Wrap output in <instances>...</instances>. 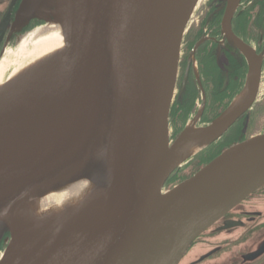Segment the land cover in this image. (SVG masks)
I'll list each match as a JSON object with an SVG mask.
<instances>
[{"label": "water", "instance_id": "1", "mask_svg": "<svg viewBox=\"0 0 264 264\" xmlns=\"http://www.w3.org/2000/svg\"><path fill=\"white\" fill-rule=\"evenodd\" d=\"M200 1H22L18 24L57 21L66 43L0 88V239L9 234L0 264H178L193 240L264 185L260 132L166 187L194 155L190 146L217 140L258 88L251 60L222 114L204 126L188 122L171 139L181 43ZM82 177L98 184L83 208L27 226L26 209L46 189Z\"/></svg>", "mask_w": 264, "mask_h": 264}, {"label": "flooded vegetation", "instance_id": "2", "mask_svg": "<svg viewBox=\"0 0 264 264\" xmlns=\"http://www.w3.org/2000/svg\"><path fill=\"white\" fill-rule=\"evenodd\" d=\"M22 1L0 0V57L23 35L44 23L33 18L18 24L16 16ZM229 8L230 0H201L187 22L169 111L171 139L188 122L195 120L197 126H204L222 114L244 88L251 60L259 67L256 97L184 168L205 161L204 165L223 148L254 134L259 118L264 117V0H238L230 26L225 28ZM176 176L175 170L166 185ZM8 239V233L0 239V254ZM178 264H264V185L193 240Z\"/></svg>", "mask_w": 264, "mask_h": 264}, {"label": "bare ground", "instance_id": "3", "mask_svg": "<svg viewBox=\"0 0 264 264\" xmlns=\"http://www.w3.org/2000/svg\"><path fill=\"white\" fill-rule=\"evenodd\" d=\"M65 38V30L57 21L23 35L15 47L7 48L0 57V88L43 63L65 45ZM201 147L202 144L192 145L187 154H195ZM97 190L98 184L87 177L46 189L40 202H33L26 209L27 226L70 216L83 208Z\"/></svg>", "mask_w": 264, "mask_h": 264}, {"label": "rangeland", "instance_id": "4", "mask_svg": "<svg viewBox=\"0 0 264 264\" xmlns=\"http://www.w3.org/2000/svg\"><path fill=\"white\" fill-rule=\"evenodd\" d=\"M263 129H264V117H261V119L259 118V121L257 122V124H256V128L254 129V131H252V132H254V133H260V132H263ZM251 132V133H252ZM250 133V134H251ZM205 149V148H204ZM203 150V149H202ZM202 150H200L199 152H197L196 154H194L193 156H190L186 161H184L183 163H182V165L179 167V168H177L176 169V171H177V179L176 178H174L175 180H173L172 182H170V183H168L167 185H166V187H169V186H171L174 182H177V181H179V180H181V179H184V178H186V177H188L189 175H191L192 173H194L196 170H198L199 169V167L200 166H202L203 165V163L205 162V161H203L202 162V164H200L199 165V163H197V165L195 164L194 166H190V167H186V168H184V164L190 159V158H192V157H194L195 155H197L198 153H200ZM186 165V164H185ZM199 165V166H198Z\"/></svg>", "mask_w": 264, "mask_h": 264}]
</instances>
